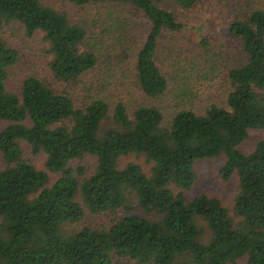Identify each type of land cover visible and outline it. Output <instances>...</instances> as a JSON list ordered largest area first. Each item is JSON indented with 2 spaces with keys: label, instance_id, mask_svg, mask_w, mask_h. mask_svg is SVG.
Masks as SVG:
<instances>
[{
  "label": "trees",
  "instance_id": "trees-1",
  "mask_svg": "<svg viewBox=\"0 0 264 264\" xmlns=\"http://www.w3.org/2000/svg\"><path fill=\"white\" fill-rule=\"evenodd\" d=\"M50 1L0 0V122L7 123L0 131V264H235L244 257L264 264V139L249 154L240 150L251 132L264 131V8L230 26L239 52L226 105L201 115L180 111L166 126L155 106L132 116L122 102L111 109L99 97L103 85L85 89L82 107L35 77L19 93L8 89L18 54L2 36L5 26L19 23L28 36L42 32L55 78L76 87L102 59L112 65L128 54L118 42L130 21L126 12L149 25L136 55L139 89L155 100L169 87L158 47L164 33L184 26L162 7L165 0H69L104 7L98 41ZM174 1L186 6L189 0ZM22 141L35 156L45 154L47 171L24 158ZM85 156L95 157L97 167L81 180L83 170L72 162ZM131 156L143 158L149 173L135 162L122 165ZM221 157V178L239 177L233 210L239 221L216 198L188 197L196 163ZM50 173L59 175L51 186ZM86 212L123 216L108 230L76 229Z\"/></svg>",
  "mask_w": 264,
  "mask_h": 264
},
{
  "label": "rangeland",
  "instance_id": "rangeland-1",
  "mask_svg": "<svg viewBox=\"0 0 264 264\" xmlns=\"http://www.w3.org/2000/svg\"><path fill=\"white\" fill-rule=\"evenodd\" d=\"M50 5L68 13L74 23H83L88 31L89 40H100L102 14L104 7H77L69 0H51ZM162 7L173 13L176 20L184 26L179 33H164L160 40L157 62L167 78L169 87L166 93L155 100L147 98L136 83V55L145 42L149 31L147 20L126 12L128 27L119 38V47L125 48L128 54L119 55L115 52L112 65H107L102 59L100 66L93 72L81 78L78 86L72 87L58 81L51 71L52 56L49 54V43L42 32L28 36L23 25L12 23L5 26L2 36L7 45L18 54L17 63L9 70L7 87L14 93H19L22 83L29 77H35L44 85L57 93L69 95L77 107L84 106L88 100L85 89L103 85L102 99L111 105L122 102L130 116L143 106L158 107L164 115V124L170 126L174 116L184 110L203 114L212 105L224 107L231 91L229 71L238 60L239 48L229 34L230 26L235 18L244 16L251 11L263 9L264 0H189L186 6L177 4L174 0H165ZM101 22V24L99 23ZM110 46V45H109ZM114 46V45H113ZM115 48V46H114ZM95 92V91H94ZM99 92H101L99 90ZM92 96L95 97L93 92ZM7 125L0 122V131ZM264 139V131L251 132L250 138L240 150L249 154L255 144ZM23 156L26 160L43 171L46 169V156L40 153L35 156L26 142H21ZM226 158L202 160L196 163L197 175L189 198L205 194L220 200L232 217L234 216L235 199L239 192V177L234 174L230 180H223L220 169ZM135 162L146 173L150 165L143 158L126 157L122 165ZM74 169L81 168L85 179L94 174L97 160L93 156H85L72 162ZM59 175L50 173L49 186L57 181ZM135 213L142 215L138 208ZM123 213L95 214L85 213L83 220L76 229L90 228L108 230L120 219ZM239 221L238 218H235ZM124 264H134L124 261ZM235 264H247V258H241Z\"/></svg>",
  "mask_w": 264,
  "mask_h": 264
}]
</instances>
